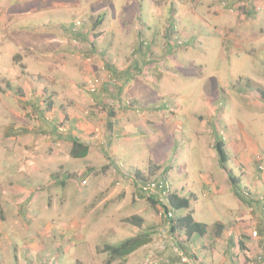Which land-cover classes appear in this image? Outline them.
Returning <instances> with one entry per match:
<instances>
[{
    "label": "rangeland",
    "instance_id": "obj_1",
    "mask_svg": "<svg viewBox=\"0 0 264 264\" xmlns=\"http://www.w3.org/2000/svg\"><path fill=\"white\" fill-rule=\"evenodd\" d=\"M149 3L0 0V177L14 175L17 190L28 192L34 187L22 185L25 178L36 187L55 182L18 207L11 201L22 203L25 194L0 178L1 223L14 213L21 223L0 230L14 241L6 245L7 264H19L22 239L34 244L31 264H105L104 244L142 231L151 234L148 247L110 264H201L185 248L184 232L169 234L158 207L134 197L131 181L150 176L188 199L204 239L224 242L229 231L253 237L257 214L237 207L212 144L215 133L224 141L242 196L264 192V100L256 91H264V0ZM98 17L103 24L92 30ZM127 126L133 130L116 135ZM53 128L70 137L86 132L87 157L70 158V143L57 141ZM131 165L139 170L126 172ZM132 216L142 219L140 227ZM63 235L83 248L73 252L69 244L61 255L59 246L57 257L52 241ZM195 236L192 244L204 240ZM87 241L99 262L86 254ZM225 258L237 263L234 253Z\"/></svg>",
    "mask_w": 264,
    "mask_h": 264
},
{
    "label": "crops",
    "instance_id": "obj_2",
    "mask_svg": "<svg viewBox=\"0 0 264 264\" xmlns=\"http://www.w3.org/2000/svg\"><path fill=\"white\" fill-rule=\"evenodd\" d=\"M147 1L150 2L149 3L150 5H152V4L154 5V0H147ZM166 1L169 4H173L175 2L177 3L179 0H166ZM96 101H101V100L98 98ZM116 105H117V107H115V110H117V108L119 106L118 104H116ZM124 111H126V110H124ZM107 115H108V111H107ZM145 116H148V115H145ZM156 116L157 115H154L153 117L157 118ZM108 125H110V124L108 123L107 126ZM109 127L110 126H108V128ZM83 128H86V127L85 126L81 127L82 130H84ZM131 130H133L132 127H128V126L127 127H121V129H117V132H116L117 134L116 135L122 133L123 131H131ZM85 134H86V132H84V133L83 132H80V135H75L74 137H76L80 141L88 144V141H86V135ZM68 136H70V135H68ZM71 136H73V135H71ZM123 147H127V146H123ZM129 149H130V147H129ZM121 150H123V149L121 148ZM114 151H116L115 148H114ZM130 152H131V150H130ZM112 154H113V152H112ZM4 162L5 163H8V162H16V161H14L13 159H5ZM124 170H126V169H124V168L122 169V167H120V169H119L118 172H120V173L123 174L124 173ZM131 170H139V169H138V167L131 165V166L128 167V170H126V172L127 171H131ZM8 174H6V176H4V177L1 175V177H0V178H4L5 179L4 180V183L6 185H8V189L11 187V189H9V190H12V191H15V192H18V193H21L22 192V193L25 194V195L22 194L23 197H25V199L22 201V203L16 202V201H11L12 203L16 204V206H18V207L22 206V204H24V202L29 201V199L31 200V198L33 199V198L37 197L38 196V193L44 192L43 190H46V189L51 188L53 186L52 183L53 184L55 183V182L50 183V181H48V179H47V180L44 181V183H42V184H45L44 186H42V187H36V186H34L32 184V182L33 183H37V181H32V180L28 181V179L25 178V183L24 182H21V184L22 185H25V186H28V187L29 186H33L34 187L33 188L34 190L31 189V191L28 192V190H24L23 191L20 188L19 191H18L17 190L18 186L16 184V181L17 180L15 179V176L13 175L9 179L7 177ZM66 178L68 179L67 176H66ZM57 183H59V181ZM85 183H86V181H85ZM66 186H67V183H66V185L64 187H66ZM35 188H39V191H37ZM238 188H239V185H238ZM252 188L256 189V186L254 185ZM182 190H183V188H182ZM230 190H231V186H230ZM247 192L249 193V197L246 198L245 200L240 201L236 196H234V198H235V202L237 204V207L243 205L245 207H250V209H254L255 210V213L257 214L255 216V219H254L255 222L254 223H251L253 225L252 230H254V233H252V234H253V237H255V238L251 237V234H249L248 232H245V234L239 233L238 237H236L234 234H232V231H229L225 235V237L223 239L224 242H222V240H220V238H218V237H215L213 240H206V239H204V237H206L205 236L206 233H205L204 235L199 236V238H201V239L203 238L204 240H199V241L196 240V242H199V243H197L196 246H195L194 244L196 242L193 243V244L191 242V240H193V242H194L195 241L194 239H196L195 238L196 236L193 235L191 238L187 239V241L185 242V248L187 250L188 249L190 250V248H191L190 251H192V253L195 254V256H192L193 259H195V261L198 260L201 264H220V263H223V262L229 260V259L226 260L225 257H228L231 253H234V254H236V259H237V263L236 264H264V213H260V212H262V210L264 208V192H261V193H259L258 191L257 192L247 191ZM49 197H51V195ZM183 198H186V197H183ZM193 199L196 201L197 198L194 196ZM61 206H63V204ZM61 208L63 210L64 209V206L61 207ZM259 208H261V211H259ZM189 209L190 208L188 206V208L186 210H180L177 213H175V215L176 216H179V217H182L185 214L190 213L191 216H192V218H193V220L195 222H197L196 219L193 217L194 211L193 210H189ZM16 215H17V213H14V216L13 217L8 218L9 219V223H4V225H3L1 223L2 222L1 221L2 216L0 214V226L2 227V229L0 227V230L2 232H6L9 229H13L14 227H17L18 225H21V223L18 220V216H16ZM238 217H240V214L238 215ZM232 219H233L232 221H233L234 225H236V223H239V221L237 220V217L236 216H234ZM197 223H199V222H197ZM69 224H70V227H72V226L75 225V221H71ZM245 226L247 227V224ZM63 227H64V230H63V232H64L67 228H66L65 225H63ZM233 229H234V232H237V227H234ZM68 230H70L69 227H68ZM20 231H24L25 232L26 231V227L23 230L20 227ZM7 235H9V233H6V235L0 233V264H7L8 263L9 259L6 256V255H8L7 254L6 245L7 244H14V241H11L10 242V240H9L8 242H6V240H4L5 238H7L6 237ZM83 235H84V232H83ZM83 235L80 236L76 241H80V240L85 239L83 237ZM65 237H66V235H63V238H62L63 241H61L60 243H58L55 239H54V241H52L53 243H57V247L54 248V251L56 252L55 255H57V253H58L59 246L61 247V250H60L61 255H64L66 252H68V250H69V244H72V248H73L72 251L73 252H75V251H78L79 252V249L80 248H83V247H79V244L74 243V241H71V239L69 238V236L66 237V238ZM71 242H73V243H71ZM22 244L23 245L20 246L22 248V250H19L16 253V256H15L14 260H15L16 263H19V264H23V263H26V264L27 263H30L31 264V259L35 258V256H33L32 253H31V251L34 249V244L31 241H27L26 239L25 240L22 239ZM63 244H66V247H63ZM148 245H149V243L146 244V245H144L143 247L139 248L137 251H135L134 253L130 254L126 258L129 259L131 255H133L135 253H138V252L142 253L148 247ZM17 246H19V245H16L15 244V249H17ZM219 246H222L223 249L221 251V254L218 255L217 250H219ZM232 249H233L234 252H231ZM85 251H86V254H88L90 256L92 255L94 257L93 260H96V262H99L101 260L100 257H99L100 255H98L96 253L95 248L92 249L90 247L89 241H87V248H85ZM103 254H105V253H103ZM222 255H223V257H222ZM92 256L90 257L91 259H92ZM104 256L107 257L106 255H104ZM57 257H58V255H57ZM215 257L217 259L216 262H218V263L214 262L215 261ZM257 257H259V259H257ZM210 258H212L213 261H211ZM80 260L81 261H84V259H80ZM84 264H87V263H84ZM228 264H234V263H232L229 260L228 261Z\"/></svg>",
    "mask_w": 264,
    "mask_h": 264
},
{
    "label": "trees",
    "instance_id": "obj_3",
    "mask_svg": "<svg viewBox=\"0 0 264 264\" xmlns=\"http://www.w3.org/2000/svg\"><path fill=\"white\" fill-rule=\"evenodd\" d=\"M103 21H104L103 17H98L95 23H93V25L91 26V29L94 30L98 26H101L103 24ZM112 73L114 75H117L114 71ZM256 91H257L258 96L262 100H264V91L261 88H256ZM127 108H124V109H127ZM113 115H114L113 109L108 110V116H113ZM48 133L55 135L57 138L56 139L57 141L67 140V142L70 143V150H69L70 158L74 160H79V159H84L88 155L89 149H90L89 145L80 141L78 138L64 136L62 133H59L57 129L55 128H53ZM214 136H215V141H214V144H212V148L216 154L217 165L226 174L229 180L230 186H231L232 193L240 201L245 200L248 197L247 195L245 196H242L243 194L241 195V192L239 191V188L237 185L239 181L238 178L234 177L231 171L228 170L226 167L227 158L224 153L225 143L219 136L216 135V133L214 134ZM139 180L143 181L142 178L134 179L131 181L134 188H136V184H137L136 181H139ZM83 181L80 182V184H82ZM66 183H67V178H64L60 182V185L65 186ZM146 200L152 203L153 205L156 202L152 198H148ZM168 203H169V208H171L174 211V213H177L180 210H186L189 206V201L187 198L179 197L174 193H171L168 195ZM128 221L133 223L136 227H140L143 223L142 219L136 216L130 217ZM167 222H168V232L171 235L177 234L179 231H183L185 237L188 239L192 237L193 235L202 236L206 233L205 225L195 222L190 213H187L182 217L175 216L173 219H170ZM217 228L220 229L221 228L220 225H217ZM150 235L151 234H149L148 232L142 231L131 237L124 238L117 244H113V245L104 244L102 251L103 253H105V255L108 258L105 264H110V261H113L114 259H119V261H123L127 256L134 253L135 251H137L139 248L143 247L144 245L150 243L151 241Z\"/></svg>",
    "mask_w": 264,
    "mask_h": 264
},
{
    "label": "built area",
    "instance_id": "obj_4",
    "mask_svg": "<svg viewBox=\"0 0 264 264\" xmlns=\"http://www.w3.org/2000/svg\"><path fill=\"white\" fill-rule=\"evenodd\" d=\"M92 91L95 92L96 90ZM142 180L143 181H136L137 184L134 197H142L141 199H154L156 201L155 205L159 209V216H162L167 221L173 219L175 217V213L171 208H169L168 203V195L172 193L168 180L154 176L146 177ZM82 184H85V182L83 181Z\"/></svg>",
    "mask_w": 264,
    "mask_h": 264
}]
</instances>
